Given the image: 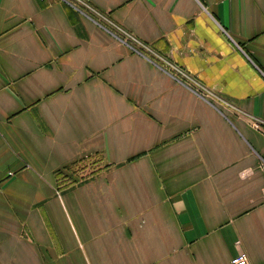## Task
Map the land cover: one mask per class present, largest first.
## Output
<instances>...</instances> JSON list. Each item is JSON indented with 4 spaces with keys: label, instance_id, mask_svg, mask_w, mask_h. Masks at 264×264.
Returning a JSON list of instances; mask_svg holds the SVG:
<instances>
[{
    "label": "crops",
    "instance_id": "obj_1",
    "mask_svg": "<svg viewBox=\"0 0 264 264\" xmlns=\"http://www.w3.org/2000/svg\"><path fill=\"white\" fill-rule=\"evenodd\" d=\"M258 69L264 0H0V264H264Z\"/></svg>",
    "mask_w": 264,
    "mask_h": 264
},
{
    "label": "built area",
    "instance_id": "obj_2",
    "mask_svg": "<svg viewBox=\"0 0 264 264\" xmlns=\"http://www.w3.org/2000/svg\"><path fill=\"white\" fill-rule=\"evenodd\" d=\"M128 39H129L130 41H132L133 43H135L136 45H139V46H141V47H143V48H145V49H148V48L144 47L139 41L133 39L132 37L129 36ZM173 68H174V67H173ZM174 69H175V68H174ZM176 71H178V70L176 69ZM258 71H259L260 75L264 78V72L261 71L260 69H258ZM197 88H198V87H197ZM260 123H263V124H264V121H258V122H256V123L254 124V127H255L256 129H258ZM261 197H262V199L264 200V187H263L262 190H261ZM230 264H251V263H250V261L248 260L247 256H246L245 254L241 253V254H238L237 256L233 257L232 260H231V262H230Z\"/></svg>",
    "mask_w": 264,
    "mask_h": 264
},
{
    "label": "rangeland",
    "instance_id": "obj_3",
    "mask_svg": "<svg viewBox=\"0 0 264 264\" xmlns=\"http://www.w3.org/2000/svg\"><path fill=\"white\" fill-rule=\"evenodd\" d=\"M84 169H85V166H83V164H81V165H74V166H72V167H69L68 168V170H66V172L68 171V174H70L71 176H78V177H80V176H84V175H86V174H89L90 173V171L91 170H93L94 168H92L91 166H90V169H87V170H85V172H84ZM81 171H83V173H81ZM67 174V175H68ZM84 174V175H83ZM62 176H64V175H62ZM75 177H68L66 180H65V182L66 183H69L70 184V182L72 181V180H75ZM71 178H72V180H71Z\"/></svg>",
    "mask_w": 264,
    "mask_h": 264
}]
</instances>
